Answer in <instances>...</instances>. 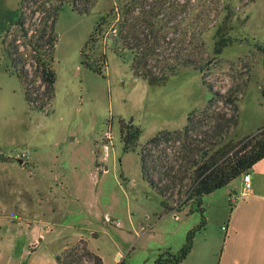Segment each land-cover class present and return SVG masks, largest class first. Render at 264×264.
Listing matches in <instances>:
<instances>
[{"label": "rangeland", "instance_id": "374dc122", "mask_svg": "<svg viewBox=\"0 0 264 264\" xmlns=\"http://www.w3.org/2000/svg\"><path fill=\"white\" fill-rule=\"evenodd\" d=\"M19 1L0 0V264H58L57 256L72 247L77 255L65 256V262L94 264L86 247L103 264H154L160 255L178 253L193 230V243L209 237L220 257L222 226L245 201L240 178L206 195L203 212H191L189 205L171 212L143 178L139 151L157 132L182 128L191 112L205 129L217 122V113H233L231 102L216 100L203 113L214 93L238 104L240 120L227 141L242 145L258 137L264 127V0L235 1L237 40L210 65L206 83L202 73L183 68L166 85L148 83L112 50L105 76L85 66L81 49L114 0H76L88 8L84 14L64 4L55 26V93L43 110L27 102L14 68L5 66L11 65L6 49L18 45L28 58V77L37 76L31 47L23 45L25 31L17 26L6 31ZM33 1L23 9L30 28L39 19L32 14ZM213 33L205 36L209 50ZM128 121L143 131L130 151L124 149L122 128ZM179 146L170 141L161 148L172 159ZM174 191L170 203L178 206L190 193V181ZM232 195L237 202L230 201ZM203 219L205 226L198 228Z\"/></svg>", "mask_w": 264, "mask_h": 264}, {"label": "trees", "instance_id": "16d2710c", "mask_svg": "<svg viewBox=\"0 0 264 264\" xmlns=\"http://www.w3.org/2000/svg\"><path fill=\"white\" fill-rule=\"evenodd\" d=\"M235 1L247 5L254 0H114L112 6L97 19L82 47V63L105 76L108 50H112L119 57L130 60L135 74L152 85H166L183 68L202 73L206 83L205 73L210 70V65L237 40L233 34L239 20ZM29 2L19 1L16 17L6 31L15 26L25 31L23 45L31 47V64L35 66L37 76L28 77L29 71L25 68L28 58L22 56L18 45L14 49H6L11 65L5 66L7 69L10 66L14 68L27 102L43 110L52 102L55 93L54 62L58 41L55 26L59 13L67 3L81 14L89 13V10L86 6L81 7L78 1L76 4V0H34L32 14H39V19L30 28L26 27L23 14ZM30 30L32 33L29 35ZM210 30H214L212 50H209L205 37ZM37 78L39 85H36ZM42 87L44 89L40 93ZM209 88L212 90L211 86ZM214 95L203 113H209L214 100L231 102L233 113H217V122L205 129L207 125L191 112L182 128L161 130L140 148L143 178L161 196V204L168 211L181 212L189 205L191 212H203L206 195L247 172L264 157V127L258 137L248 143L241 145L242 140L227 141L230 130L240 120L238 104L229 95ZM122 128L124 149L130 151L136 148L143 132L141 127L128 121ZM170 141L180 143L178 154L172 159L167 147L161 148L162 144ZM186 179L190 181V193L185 199H179L178 206L173 205L169 198L176 194L174 188ZM205 224L203 219L198 228H203ZM194 234V230L189 232L178 253L160 255L154 264L182 263L192 250ZM84 250L95 260L94 264H103L101 256L86 247ZM76 255L74 247L67 249L57 256V263L78 264L73 259ZM65 256L73 258L65 262Z\"/></svg>", "mask_w": 264, "mask_h": 264}, {"label": "crops", "instance_id": "0c3cea01", "mask_svg": "<svg viewBox=\"0 0 264 264\" xmlns=\"http://www.w3.org/2000/svg\"><path fill=\"white\" fill-rule=\"evenodd\" d=\"M247 172L251 174L252 187L245 191L243 176H239L245 201L227 220L220 257L216 241L207 237L204 242L194 241L191 252L180 264H264V157ZM122 254L117 252L118 257Z\"/></svg>", "mask_w": 264, "mask_h": 264}, {"label": "built area", "instance_id": "2783aa9c", "mask_svg": "<svg viewBox=\"0 0 264 264\" xmlns=\"http://www.w3.org/2000/svg\"><path fill=\"white\" fill-rule=\"evenodd\" d=\"M242 176H243L244 190L248 191L252 187L251 174L249 172H244ZM230 201L232 203H235L237 201L236 195H232ZM222 227L223 229H227V226H222Z\"/></svg>", "mask_w": 264, "mask_h": 264}]
</instances>
